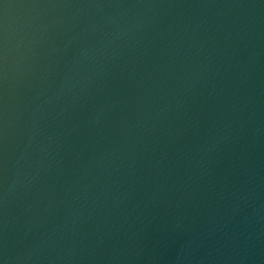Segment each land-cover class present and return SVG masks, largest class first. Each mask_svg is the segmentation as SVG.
<instances>
[{
    "label": "water",
    "instance_id": "1",
    "mask_svg": "<svg viewBox=\"0 0 264 264\" xmlns=\"http://www.w3.org/2000/svg\"><path fill=\"white\" fill-rule=\"evenodd\" d=\"M0 264H264V0H0Z\"/></svg>",
    "mask_w": 264,
    "mask_h": 264
}]
</instances>
